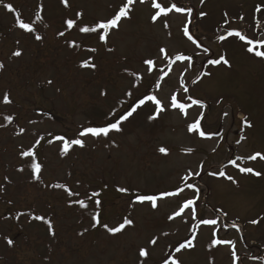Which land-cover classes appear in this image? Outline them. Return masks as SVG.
<instances>
[{
	"label": "rangeland",
	"instance_id": "1",
	"mask_svg": "<svg viewBox=\"0 0 264 264\" xmlns=\"http://www.w3.org/2000/svg\"><path fill=\"white\" fill-rule=\"evenodd\" d=\"M124 2L68 0V7L61 0L0 2V125H5L0 127V264H163L169 256L180 264H264V160L247 159L264 155V58L254 54L264 47L249 53L246 41L227 35L239 31L254 45L264 40V0H157L193 10L189 30L199 47L183 35L187 13L173 11L153 22L151 0H136L106 42L79 31L112 18ZM38 5L43 6L41 20L35 16ZM77 12L82 13L78 26L68 29L65 21L76 19ZM17 18L34 31L20 29ZM220 35L226 39H217ZM15 51L21 55H12ZM178 54L192 59L176 61ZM222 55L228 65L208 63ZM146 59L154 61L152 72ZM84 61L95 67H81ZM174 93L178 102L190 105L191 97L204 106L192 105L185 115L171 107ZM149 95L165 109L155 120L149 116L156 105L145 100L120 132L79 137L83 128L115 122ZM201 113L204 138L187 130ZM245 117L251 127L244 126ZM60 136L81 138L85 146L73 145L62 155L64 141L55 139ZM29 149L41 164L38 179L32 158L21 156ZM236 157H242L238 167L230 163ZM239 167L261 175L241 173ZM220 170L237 183L210 174ZM189 172L193 175L183 180ZM56 184L79 196L69 197ZM120 187L128 191H117ZM178 189L183 191L158 199L155 209L151 202H134L139 194L161 196ZM92 192L99 195L88 199ZM76 199L88 207L72 203ZM187 200L194 201L195 218L186 209L169 220ZM37 215L51 222V233L43 220L34 219ZM94 215L99 223L92 227ZM125 217L134 223L119 233L104 227H116ZM201 218L217 224L203 225ZM193 233L194 247L176 253ZM215 239L230 243L213 245ZM140 248L148 251L147 258L139 256Z\"/></svg>",
	"mask_w": 264,
	"mask_h": 264
},
{
	"label": "snow or ice",
	"instance_id": "2",
	"mask_svg": "<svg viewBox=\"0 0 264 264\" xmlns=\"http://www.w3.org/2000/svg\"><path fill=\"white\" fill-rule=\"evenodd\" d=\"M0 2H2V0H0ZM146 2V0H139V3L141 4H144ZM201 4L204 3V0H200ZM61 3L65 6V7H68L69 6V3H68V0H61ZM134 3H136V0H125V2L122 4V6L119 7L118 11L115 12V14L113 15L112 18L106 20V21H101V22H98L92 26H80L79 27V31L81 33H96L98 35V38L101 42H106L107 40V37H108V34L110 32V30L112 29H116L118 28L119 26V23L120 21L123 19V18H128L129 17V14L130 12L132 11V6L134 5ZM151 6L153 9H155V13L154 15H152L151 19L153 22H156L160 17H167L169 13L175 11L177 13H187L189 19L186 21V23L183 25V35L185 37H187V39L189 41H191L193 44H197V41L193 38V36L190 34V30H189V25L191 24V17H192V13H193V10L191 8H185V7H178L175 3H172L170 6H163L161 3L157 2V0H151ZM3 7L5 9H7L9 12H13L14 9H13V6L10 4V3H3ZM43 11V6L42 5H38V8H37V11L35 13V16H36V20H41L42 17L40 15V13ZM256 11L259 12L261 11V7L260 6H257L256 8ZM206 15V13L204 12H201L200 13V16L201 17H204ZM82 16V13L80 12H77L76 13V19H67L65 21V24L67 26L68 29H72L73 27L75 26H78L77 25V21L80 19V17ZM241 19H243L241 17ZM225 23H228L227 20H225ZM16 24L17 26L20 28V29H23L24 31L26 32H33L34 31V28L31 24L29 23H25L23 22V20H21L20 18H17L16 20ZM164 26L167 28L168 27V24L167 22L165 21V24ZM60 36H63L64 35V32H60L59 33ZM227 35L229 37H238L241 41H246V45H247V51L249 53H253L254 52V47H264V40H261V41H256L255 42V45H254V40L253 39H248L246 38L245 35H242L239 31H229L227 33ZM37 40H40L41 37L39 35H37L35 37ZM217 39L223 41L226 39V37L224 35H220L217 37ZM74 46H78V45H74L73 43H69V47H74ZM200 45L197 44V47H199ZM90 51H96V49H89ZM205 51H207V49H205ZM160 52L161 53H164L165 54V59H168L167 57V54L165 52V49L164 48H161L160 49ZM255 56L256 57H261V58H264V51H259V50H256L254 52ZM12 55L14 56H20L21 55V52L20 51H15L12 53ZM191 57L190 56H185V55H182V54H178L176 55L175 57V60L176 61H191ZM144 63L148 66V72H152L153 70V66H154V61L152 59H146L144 61ZM208 63L210 65H219L221 63L225 64V65H228L229 64V61L222 55L220 56L218 59H210L208 61ZM189 66H191L189 64ZM4 67V65L2 63H0V69H2ZM81 67H95L94 64H90V61H84L82 64H81ZM169 69L171 68V62L169 63L168 65ZM164 75H167V73H164ZM205 75H207V73H205ZM137 79H140V77L137 75L136 77ZM52 81H49V84H51ZM195 83V81H194ZM182 87H184L182 85ZM157 88H159V83H157ZM184 91L185 92H188V89L186 87H184ZM103 94V93H102ZM129 95H131V93H128ZM189 99L191 100V104H185V103H181V102H178V99H177V95L174 93L171 97V107L172 108H176V109H179L182 113H184L185 115H187V113L185 112V109L192 106V105H199L201 107H203V102L200 101L199 99H193L191 97H189ZM145 100H148V101H151L153 102L155 105H156V112L149 116V120H155L157 118V116L159 115L160 112H163L165 109L164 107H162L161 105V102L157 99L156 96L154 95H149L147 97H145V99H141L134 107H132L130 110H128L125 114L119 116L118 119L115 120V122H111L109 124H107L106 126L104 127H85L83 128L80 132H79V137H87V136H91V137H100V136H108L110 132H120L122 129H121V125L124 121H127L132 115L133 113H135L137 111V109L142 106L144 103H145ZM11 101L9 100V96L8 94H5L4 97H3V103L5 104H8L10 103ZM203 113H201V116L199 118H197L193 123L189 124L188 125V132L190 133H198L200 137L204 138L207 136L206 132L202 130V127H201V119L203 118ZM225 115H227V113H225ZM5 120H7L9 123H11L12 121V117L11 116H5L4 117ZM243 123H244V126L245 127H251V124L247 121V118H243ZM5 125H0V127H4ZM21 133L24 131V129H21L20 130ZM55 139L57 140H62L64 141L63 142V146L61 148V154L62 155H65L69 152V149L73 146V145H77L81 148H83L85 146V141L81 138H76V139H72L71 141H68V140H65L64 137L60 136V137H56ZM241 139H244V137H241ZM52 141H49V143H51ZM40 143L39 140L36 141V144L33 145V148L36 147V145H38ZM237 143H239V141H237ZM159 151L161 153H165L166 154V149L161 147L159 149ZM188 152H191L192 149H187ZM21 156L23 157H31L32 160H31V163H30V167L32 169V172H33V177L38 179L39 178V173L41 172V164L38 163L36 161V158H35V153L29 149L27 151H22L21 152ZM257 157H259L261 160H264V155H262L261 153H255L249 157H247V159L249 160H256ZM242 157H236V160H232L230 161V163L233 165V166H236L238 167V165L236 164V161L237 160H241ZM20 171H23V169H19ZM239 171L241 173H251L255 176H260L261 173L260 172H257L255 171L253 168L251 167H239ZM211 175H217V176H220V177H226V173L223 171V170H220L219 172H216V173H210ZM193 175V173L189 172L186 176H184L182 179L187 181L190 176ZM195 175H199V172L195 173ZM228 180H230L232 183H237L235 181V179L231 176H227L226 177ZM187 187L191 188L193 187V185L191 184H187L186 185ZM54 187H57V188H62L64 189V191L67 193V195L69 197H73V196H76L78 197L79 196V193L77 192H73L71 191L70 189H68L65 185L63 184H56L54 185ZM3 189L0 188V191H2ZM117 191L121 192V193H125L128 191L127 188H124V187H120L117 189ZM183 191V189H178L177 192H166V193H163L161 194V196H157V195H148V194H139L136 196L135 198V203H144V202H151V206L153 209H155L157 207V200L158 199H161L163 197H166V196H173V195H178L179 192ZM99 193L98 192H92L91 193V196L88 197V199H91L92 197H96L98 196ZM72 203H76V204H79V206L81 208H87L88 205L86 203V201L84 199H76L74 201H72ZM95 203L97 205L100 204V201L99 200H96ZM194 204V201L193 200H187L185 201L179 208L178 211L174 212L172 215H170L168 218L169 220H172L174 219L175 217H179L181 216L182 214L185 213V210L186 209H191L192 211V214H193V218H195V208H193ZM35 220H43L44 223H46L48 225V228H49V232L51 233L52 232V224L50 221H48L47 219H45L44 217L40 216V215H37L34 217ZM92 220L95 221L96 223H93L92 224V227H95L97 223H99V220L97 219V217L94 215L92 217ZM259 221L258 220H251L250 223L252 224H257ZM133 220L128 218V217H125L123 219V222L120 223L118 226L116 227H108V225H104V227L107 229V231L111 234H116V233H119L121 232L123 229H125L126 226H131L133 225ZM200 223L203 224V225H211V226H214L217 224V220L216 219H203L201 218L200 219ZM235 226V225H234ZM165 235H167L165 233ZM196 238V234L193 233V236L190 238V239H186L183 243H180L177 247H175V252L176 253H179L181 252V250L183 249H191L194 247V239ZM7 243L9 245H12L13 244V241L11 239H9L7 241ZM150 243L152 245H155L157 243V239L156 238H153ZM222 243H230V242H226V241H222V240H219V239H215L212 241V244L213 245H219V244H222ZM149 255L148 251L145 249V248H140L139 249V256L141 258H147ZM234 259L236 258V253L233 252L232 253ZM163 264H180V261L178 259H175L173 258L172 256H169L167 258H165L163 260Z\"/></svg>",
	"mask_w": 264,
	"mask_h": 264
},
{
	"label": "bare ground",
	"instance_id": "3",
	"mask_svg": "<svg viewBox=\"0 0 264 264\" xmlns=\"http://www.w3.org/2000/svg\"><path fill=\"white\" fill-rule=\"evenodd\" d=\"M236 227H237V228H241L240 225H239L238 223H236Z\"/></svg>",
	"mask_w": 264,
	"mask_h": 264
}]
</instances>
